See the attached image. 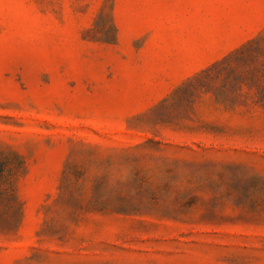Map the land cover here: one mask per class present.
<instances>
[{
    "label": "rangeland",
    "instance_id": "1",
    "mask_svg": "<svg viewBox=\"0 0 264 264\" xmlns=\"http://www.w3.org/2000/svg\"><path fill=\"white\" fill-rule=\"evenodd\" d=\"M0 178V264H264V0H0Z\"/></svg>",
    "mask_w": 264,
    "mask_h": 264
},
{
    "label": "trees",
    "instance_id": "2",
    "mask_svg": "<svg viewBox=\"0 0 264 264\" xmlns=\"http://www.w3.org/2000/svg\"><path fill=\"white\" fill-rule=\"evenodd\" d=\"M260 41H254L250 43L249 45L243 47L242 49L236 51L235 53L231 54L227 58H225L223 61L220 63L215 64L211 68L207 69L206 71L202 72L201 74L197 75L193 79L189 80L182 88L179 90L189 92V91H194L198 90L200 88H205V89H212V84H207L206 82H203V79H212V71L213 70H218L222 65H226L227 71L233 76V79L235 81V85L241 86V84L245 83L244 81H249L252 83L255 78L252 76H248L245 73L240 72L239 68L246 63L248 60H254L255 57L251 54L248 53L246 50L251 46L252 44H259ZM258 52H263V49L261 45L258 47ZM250 85V84H247ZM250 87V86H249ZM7 185L6 182L3 181V179L0 178V197H5V198H10L13 196L15 198V195L12 192H9L8 190H5L4 187ZM3 187V188H2ZM11 193V194H10ZM16 200V199H15ZM11 216L7 217L0 211V228H3L4 225L9 224L11 222Z\"/></svg>",
    "mask_w": 264,
    "mask_h": 264
}]
</instances>
